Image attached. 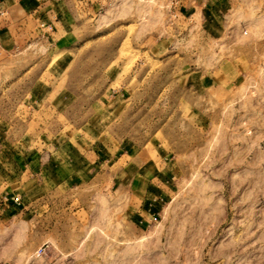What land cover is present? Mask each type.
Returning a JSON list of instances; mask_svg holds the SVG:
<instances>
[{
    "label": "rangeland",
    "instance_id": "rangeland-1",
    "mask_svg": "<svg viewBox=\"0 0 264 264\" xmlns=\"http://www.w3.org/2000/svg\"><path fill=\"white\" fill-rule=\"evenodd\" d=\"M209 1L0 53V264H264V0Z\"/></svg>",
    "mask_w": 264,
    "mask_h": 264
},
{
    "label": "crops",
    "instance_id": "crops-1",
    "mask_svg": "<svg viewBox=\"0 0 264 264\" xmlns=\"http://www.w3.org/2000/svg\"><path fill=\"white\" fill-rule=\"evenodd\" d=\"M87 1L89 0H0V53L13 52L15 45L18 49L20 41L29 40L26 39L27 27L33 28L34 34L31 36L36 40H64L73 23L81 17L82 10H88ZM170 1L172 6L184 15H191L199 8L212 10L215 6L214 10L218 9L216 5H211L209 0ZM211 1L218 3V0ZM227 2L230 0H226ZM31 160L24 162L21 168L33 170L39 164V157L33 155ZM3 169L7 170L8 164L0 161V175Z\"/></svg>",
    "mask_w": 264,
    "mask_h": 264
},
{
    "label": "built area",
    "instance_id": "built-area-1",
    "mask_svg": "<svg viewBox=\"0 0 264 264\" xmlns=\"http://www.w3.org/2000/svg\"><path fill=\"white\" fill-rule=\"evenodd\" d=\"M47 251V248L44 246L40 249V254H43Z\"/></svg>",
    "mask_w": 264,
    "mask_h": 264
}]
</instances>
